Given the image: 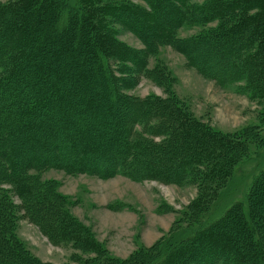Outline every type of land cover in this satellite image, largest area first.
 Wrapping results in <instances>:
<instances>
[{
  "label": "trees",
  "instance_id": "16d2710c",
  "mask_svg": "<svg viewBox=\"0 0 264 264\" xmlns=\"http://www.w3.org/2000/svg\"><path fill=\"white\" fill-rule=\"evenodd\" d=\"M143 1L149 12L108 6L102 0L0 1V177L12 176L27 165L36 169V163L50 158L56 164L70 162L73 168L76 156L84 168L103 163L114 172L120 164L131 178L149 173L164 181H178L182 175L190 181L200 175L199 168H204L213 174L214 181L223 179L234 155L245 150L252 131L233 138L212 132L183 113L172 94L142 101L123 98L119 93L123 82L115 83L111 66L124 64L128 58L134 65L140 62L137 53L113 39L107 21L117 20L143 36L147 45L144 54L148 55L165 43H178L179 50L190 53L189 46L184 47L187 42H174L173 29L183 23L198 26L191 51L196 46L199 52L202 46L208 54L201 60L205 65L212 55L217 56L222 81L241 82L240 91L262 101L264 0ZM64 53L68 55L64 67L51 68L46 60L52 56L58 62ZM72 69H84L76 73L80 83L94 71L105 81L107 93L78 98L82 94L64 83ZM144 72H154L158 79L162 75L160 70ZM117 102H121L123 111L116 110ZM112 113L127 114L132 121L158 118L167 144L154 151L150 160H138L136 166L126 164L134 143L126 129L119 130L117 121L114 125L102 122L98 130L90 124L96 114L102 115L103 121ZM63 117L65 126L57 124L65 120ZM255 134L257 142L263 144L264 137ZM26 157L29 161L25 164ZM260 167L243 192V201L218 194L203 205L194 228L142 264H255L254 260L264 264V163ZM15 180L21 184L20 172ZM11 217V210L0 198V264H38L27 259L13 240L7 219Z\"/></svg>",
  "mask_w": 264,
  "mask_h": 264
},
{
  "label": "rangeland",
  "instance_id": "374dc122",
  "mask_svg": "<svg viewBox=\"0 0 264 264\" xmlns=\"http://www.w3.org/2000/svg\"><path fill=\"white\" fill-rule=\"evenodd\" d=\"M102 3L150 11L143 0H102ZM107 23L111 25L113 39L121 47L137 53L140 62V65H134L128 58L124 64L113 63L111 66V77L115 83L123 82L119 92L123 98L142 101L149 97L164 99L172 94L183 113L212 132L233 138L242 132L252 131L248 136L250 139L245 150L234 155L232 165L222 175V180L214 181L213 174L204 168L198 169V179L190 181L183 175L178 181H164L157 174L149 173L131 178L118 163L114 172L112 167L107 169L103 163L98 166L91 163L89 168H84L81 159L76 156L73 168L69 167L70 162L69 165L67 162L56 164L50 158L46 160L48 162L42 160L36 163V169L27 165L26 169L16 170L12 176L0 177V198L3 205L11 210L12 217L7 219L11 222L13 240L23 249L27 259L38 264L147 262L157 251L169 243L175 244L184 232L194 228L203 205L218 194L243 201V192L249 187L251 177L264 163V143L259 144L255 134L264 137V100L250 98L240 91L241 82L222 81L223 72L217 69L220 66L217 56L212 55V60H207L205 65L201 60L208 54L203 47L200 46L199 52L196 46L193 48L195 51H191L198 26L183 23L173 29L174 42H187L184 47L188 45L190 53L179 50L178 43L172 46L165 43L148 55L147 52L144 54V46L147 45L143 36L133 33L117 20L109 18ZM151 25L153 23H149ZM67 58L64 53L58 62L53 61L52 56L46 61L51 68L58 70L64 67L63 62ZM143 63L145 67L142 71ZM72 70L65 75L64 83L82 94L78 98H93L94 94L107 93L105 81L94 71H91L92 76L87 81L80 83L76 73L84 69ZM153 70H160L161 78L158 79L154 72H144ZM120 104H115L118 112L123 111ZM88 114L91 115V112ZM101 116L96 114L95 121L90 119L94 129L101 128L102 122L114 125L117 121L119 130L126 129L129 140L134 142L130 157L124 159L126 164L131 162L136 166L138 160H150L154 151L159 152V148L167 144L164 129L159 130L158 118L150 116L132 121L127 114L112 113L102 121ZM57 124L65 126L66 119ZM78 127L82 129L84 124ZM149 146L156 149L150 151L147 149ZM23 160L25 164L29 161L27 157ZM19 172L21 184L15 182ZM254 262L256 264V260Z\"/></svg>",
  "mask_w": 264,
  "mask_h": 264
}]
</instances>
